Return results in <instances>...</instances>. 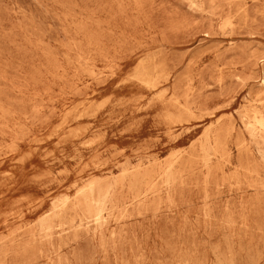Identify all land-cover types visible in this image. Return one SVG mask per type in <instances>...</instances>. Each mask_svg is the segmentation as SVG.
Listing matches in <instances>:
<instances>
[{
	"label": "rangeland",
	"instance_id": "rangeland-1",
	"mask_svg": "<svg viewBox=\"0 0 264 264\" xmlns=\"http://www.w3.org/2000/svg\"><path fill=\"white\" fill-rule=\"evenodd\" d=\"M0 264H264V0H0Z\"/></svg>",
	"mask_w": 264,
	"mask_h": 264
}]
</instances>
